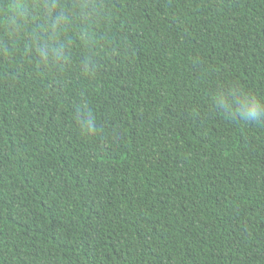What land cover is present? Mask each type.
I'll return each instance as SVG.
<instances>
[{
	"label": "trees",
	"instance_id": "1",
	"mask_svg": "<svg viewBox=\"0 0 264 264\" xmlns=\"http://www.w3.org/2000/svg\"><path fill=\"white\" fill-rule=\"evenodd\" d=\"M245 99L264 0H0V264H264Z\"/></svg>",
	"mask_w": 264,
	"mask_h": 264
},
{
	"label": "clouds",
	"instance_id": "2",
	"mask_svg": "<svg viewBox=\"0 0 264 264\" xmlns=\"http://www.w3.org/2000/svg\"><path fill=\"white\" fill-rule=\"evenodd\" d=\"M22 12V5L17 4H9L7 9L5 10V14L13 15V14H20ZM59 28V17L57 20L52 21L49 24V37L48 39H44L36 35L34 40V44L37 48V52L39 55L47 60L50 58L51 53L57 52L58 50L55 48V31ZM43 49V50H41ZM51 50V51H50ZM55 58V57H52ZM223 104V98L220 101ZM238 111L241 115V118L248 122H258L261 119V113L264 112V104H261L256 101H249L248 99L243 100L240 103Z\"/></svg>",
	"mask_w": 264,
	"mask_h": 264
}]
</instances>
